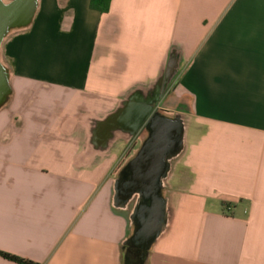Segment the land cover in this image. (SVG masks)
<instances>
[{"label":"crops","instance_id":"obj_1","mask_svg":"<svg viewBox=\"0 0 264 264\" xmlns=\"http://www.w3.org/2000/svg\"><path fill=\"white\" fill-rule=\"evenodd\" d=\"M9 4L14 0H1ZM0 46V250L129 264L118 179L153 109L183 125L144 264H264V0H36ZM170 61L177 72L162 94ZM0 264H19L0 257ZM138 264V263H137Z\"/></svg>","mask_w":264,"mask_h":264},{"label":"water","instance_id":"obj_2","mask_svg":"<svg viewBox=\"0 0 264 264\" xmlns=\"http://www.w3.org/2000/svg\"><path fill=\"white\" fill-rule=\"evenodd\" d=\"M36 7V0H14L9 4L0 0V46L11 30L24 28L30 24ZM176 72V62L170 61L162 94L157 101L163 97ZM9 79L8 70L0 62V107L11 94ZM140 127H148L149 135L129 165L133 171L132 182L136 188L135 193L138 197L143 196L145 200H150L151 204L149 207H144L136 201L130 219L133 222L135 215L140 214L141 223L135 228L132 240L143 245L145 258L138 264H144L150 248L162 234L168 221L167 201L162 189L172 159L182 150L183 125L180 120L161 116L152 109L145 115ZM133 196L134 194L127 199H119L116 188L114 194L116 206L128 209Z\"/></svg>","mask_w":264,"mask_h":264},{"label":"flooded vegetation","instance_id":"obj_3","mask_svg":"<svg viewBox=\"0 0 264 264\" xmlns=\"http://www.w3.org/2000/svg\"><path fill=\"white\" fill-rule=\"evenodd\" d=\"M143 131L147 133V137H148L149 128L144 127ZM132 176H133V171H132L130 165L128 164L120 174V177L118 179V187H117L119 199L124 200V199H127L131 195L134 194L132 202L130 204V208H131L130 213H132V209H133V206H134L136 201L138 202V204H143L144 207H149L151 204L150 200H145L143 196L138 197V195L135 193L136 188L133 186ZM140 218H141L140 214L137 213L134 217L133 222H132L133 230H135V228L139 227V225L141 223ZM128 240L130 242L129 241L127 242L128 243L127 252L130 253V257H128L127 262L129 264H137L138 262H140V260L145 258L146 253L143 249V245H141L140 243L134 242L132 240V236Z\"/></svg>","mask_w":264,"mask_h":264},{"label":"trees","instance_id":"obj_4","mask_svg":"<svg viewBox=\"0 0 264 264\" xmlns=\"http://www.w3.org/2000/svg\"><path fill=\"white\" fill-rule=\"evenodd\" d=\"M111 0H90V7L94 10H97L101 13H106L109 11ZM129 240H127L128 242ZM126 242V243H127ZM130 242V241H129ZM128 243L123 246L124 250V257L125 260L128 261V257H130V253L127 252ZM0 257H3L5 259L17 262L19 264H37L30 260L23 259L21 257H18L16 255L10 254L8 252L0 250Z\"/></svg>","mask_w":264,"mask_h":264},{"label":"rangeland","instance_id":"obj_5","mask_svg":"<svg viewBox=\"0 0 264 264\" xmlns=\"http://www.w3.org/2000/svg\"><path fill=\"white\" fill-rule=\"evenodd\" d=\"M13 30H14V29H13ZM13 30H11V31H13ZM129 209H131V208H130V205H129Z\"/></svg>","mask_w":264,"mask_h":264}]
</instances>
